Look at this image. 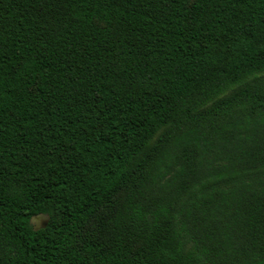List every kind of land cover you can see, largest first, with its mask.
<instances>
[{
	"label": "trees",
	"instance_id": "1",
	"mask_svg": "<svg viewBox=\"0 0 264 264\" xmlns=\"http://www.w3.org/2000/svg\"><path fill=\"white\" fill-rule=\"evenodd\" d=\"M0 264H264V0H0Z\"/></svg>",
	"mask_w": 264,
	"mask_h": 264
},
{
	"label": "water",
	"instance_id": "2",
	"mask_svg": "<svg viewBox=\"0 0 264 264\" xmlns=\"http://www.w3.org/2000/svg\"><path fill=\"white\" fill-rule=\"evenodd\" d=\"M50 223V217L45 214H40L32 218V224L35 226V230L46 228Z\"/></svg>",
	"mask_w": 264,
	"mask_h": 264
}]
</instances>
